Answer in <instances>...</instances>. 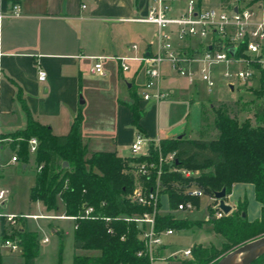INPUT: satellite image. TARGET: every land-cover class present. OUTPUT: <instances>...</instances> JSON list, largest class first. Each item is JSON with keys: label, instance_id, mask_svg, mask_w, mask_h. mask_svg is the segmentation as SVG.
Here are the masks:
<instances>
[{"label": "crops", "instance_id": "1", "mask_svg": "<svg viewBox=\"0 0 264 264\" xmlns=\"http://www.w3.org/2000/svg\"><path fill=\"white\" fill-rule=\"evenodd\" d=\"M152 1L0 0V12H6L12 4H16L21 13L18 18L6 17L0 23V49L3 54L0 135H10L25 127L26 116L20 103L22 100L33 120L48 127L55 136H66L75 118L81 116L80 133L89 153L110 152L120 158H132L131 145L139 134L151 143L176 139L198 140L202 134L205 138L213 136L211 140L216 139L218 132L215 118L211 115L208 121L210 112L205 106L200 111L197 127L189 129L192 113L197 107L204 105L198 99L200 83L191 85L172 71L168 64H164L153 93L161 92L165 98L144 101L143 91L148 81L146 63L128 61L129 71L121 69L122 59L149 58L159 51L157 28L133 21L147 15ZM186 2L180 0L181 6ZM199 3L203 7H209L205 5V0H200ZM233 3L235 0H230V4ZM242 4L251 5L250 0L242 1ZM198 43L197 40L176 41V47L180 51H190ZM133 46H137V50ZM97 62H101L105 74L102 77L92 73ZM40 70L46 74L43 82L38 80ZM225 87L222 81L219 82L216 94L224 91ZM133 94L140 99L142 118L139 125L142 132L133 125V115L129 109L134 103ZM216 94H208L211 96L210 101L215 99ZM195 135V138H191ZM8 140L0 145V161L4 166L10 165ZM17 165L22 173L27 172L28 164L22 165L19 162ZM33 184L34 174L27 189V199L29 206L35 205L40 213L29 211L17 214L37 216L36 219L25 220L26 227L19 225V230L27 229L35 234L39 248L40 244L47 245L50 239H57L62 246L67 238L72 237L73 249V222L59 218L65 216L58 215L63 210L61 204L58 213H48L41 203H30L29 193ZM3 186L6 185L2 184L0 188L7 189ZM9 194L10 197L12 191ZM169 200L167 194L162 195V214L172 213L176 219L189 222L202 221L194 216L204 204L207 205V200L200 201V209L192 213L172 212ZM226 203L233 207L232 212L240 204L247 203L246 216L250 223L261 217L262 207L256 200L253 185L235 184ZM7 205L8 200L2 209H6ZM196 229L198 228L195 226L175 231L173 237L165 240L162 253L170 255L202 245L199 243L184 248L177 240H173L178 234L194 233ZM215 237L218 246H207L220 250L225 241L216 234ZM44 239H47L46 243H43ZM18 253L22 257L21 251ZM16 254L1 252L0 264L3 258ZM38 256L39 251L34 264L37 263ZM22 259L25 264L23 257ZM181 260L182 256L179 255L174 264H180ZM259 264H264V258Z\"/></svg>", "mask_w": 264, "mask_h": 264}, {"label": "trees", "instance_id": "2", "mask_svg": "<svg viewBox=\"0 0 264 264\" xmlns=\"http://www.w3.org/2000/svg\"><path fill=\"white\" fill-rule=\"evenodd\" d=\"M200 1V0H199ZM245 1V0H241ZM258 0H250L254 4ZM225 6L230 0L225 1ZM256 97L247 105L253 113L251 119L240 123L225 111L215 112V128L218 137L207 140L202 134L198 140H166L161 142L164 156L176 153L178 165L167 164L162 177L170 201V210L175 211L188 198L179 194L172 184L195 182L206 194L216 195L222 191L229 196L235 184L253 185L257 202L261 205V217L250 223L247 220V203L240 204L235 212L221 220H212L216 235L225 243L216 248H193L192 260H181L180 264H218L229 252L249 242L264 237V72H261ZM134 103L129 106L133 115V125L142 132L139 121V97L132 95ZM26 116L25 127L10 135H0L2 140L10 139L9 151L16 154L22 165H27L30 155L27 141L36 138L38 148L32 156L36 166L34 184L30 189V203H41L48 213H58L61 204L65 216H77L83 207H93L103 220H80L73 235L74 256L72 264H150L147 257H138L144 250L139 238L140 229L135 223L115 220L121 217L142 215L148 210L132 204L127 197L137 186L152 190L155 177L150 181L136 176V167L158 158V151L151 147L149 158H120L115 153H89L80 133L81 116H77L66 136H55L51 130L33 120L30 112L20 100ZM64 163L67 165L63 167ZM175 163V162H174ZM39 168V170H38ZM175 169H185L192 175L190 180ZM198 206L199 200L191 199ZM245 214V217H244ZM25 220H19L16 227H10L5 220L0 221L2 239L16 241L20 246L25 264H34L39 245L35 234L27 229L19 230ZM197 226L196 222L178 220L172 213L157 217L156 229L183 231ZM111 232H108V230ZM79 251L90 255L80 256ZM264 256L253 264H259Z\"/></svg>", "mask_w": 264, "mask_h": 264}, {"label": "built area", "instance_id": "3", "mask_svg": "<svg viewBox=\"0 0 264 264\" xmlns=\"http://www.w3.org/2000/svg\"><path fill=\"white\" fill-rule=\"evenodd\" d=\"M20 8L12 4L8 11L0 12V23L6 17L18 18ZM136 23L153 25L157 28L159 51L149 58L122 59L121 69L129 71L128 61H142L147 65V84L143 91V100H161L165 98L161 92L153 93L161 78V68L168 64L172 71L179 77L187 80L191 85L204 83L207 92L213 93L219 82L230 90V87H245L257 81L261 72H264V7L254 8L252 5H244L241 0L235 3L215 7H203L198 0H187L182 7L180 0H153L148 13L143 18L133 20ZM197 40V47L190 51H180L176 47V41ZM1 45V34H0ZM137 46L133 49L137 50ZM235 49L232 54L231 50ZM3 54L0 49V85L3 81L2 70ZM97 76H104L101 62H97L92 69ZM46 74L38 72V80L43 82ZM10 141V140H8ZM4 142L0 138V145ZM155 147L159 155L157 160L147 161L136 167V176L146 178L148 181L155 177V187L152 190L145 186H137L127 199L135 205L147 209L142 215L116 218L128 223H135L140 229L139 238L144 244V250L138 253V257H147L150 264H174L179 257L182 260L193 258V249H187L164 255L165 240L175 235V230L166 229L158 232L156 229L157 217L162 214V191L165 189L162 181L164 168L167 164L176 161V153L164 156L161 152V142L151 143L143 135L139 134L131 145L132 158H149L151 147ZM38 148L36 138L27 141L28 154L33 156ZM16 154L10 158L9 164H18ZM1 167V166H0ZM39 170V168H38ZM184 178L190 180L192 173L177 170ZM174 188L186 198L190 199L182 203L174 212L192 213L200 208L191 199L199 201L207 200L208 217L206 222L221 220L226 215L220 209V200L214 195H208L195 182L186 184H172ZM9 191L0 188V209L8 200ZM227 204V203H226ZM37 216L14 215L0 213V221L3 219L10 227H16L19 220L36 219ZM61 219H69L73 222V230L78 228L80 220H103L110 222V218L102 217L93 207H83L77 216H61ZM108 232H111L109 229ZM47 239L43 240L46 243ZM16 254L20 252V246L16 241L2 239L0 235V251Z\"/></svg>", "mask_w": 264, "mask_h": 264}, {"label": "rangeland", "instance_id": "4", "mask_svg": "<svg viewBox=\"0 0 264 264\" xmlns=\"http://www.w3.org/2000/svg\"><path fill=\"white\" fill-rule=\"evenodd\" d=\"M182 2H186V0H182ZM206 4L209 7H222L224 4L223 0H205ZM221 3L222 6H219ZM252 7H264V0H258L254 4H251ZM258 88V81L252 82L245 87H236L235 92H231L227 87L224 88V91H219L216 94L215 99L210 101L211 96L208 95L206 91V86L204 83L199 84V96L198 99L200 102H203L204 105L197 107L196 111H194L191 115L190 119V130H193L197 127V124L200 122L201 110L205 106L206 109L210 112L208 113V121L211 118V115L215 118V112L218 110L225 111L231 118L236 119L240 123L245 120L251 119L254 121L253 113L249 110L247 105L256 99L254 95V90ZM219 96L217 97V95ZM213 96V95H212ZM198 101V102H199ZM210 101V102H209ZM202 104V103H201ZM213 109H212V108ZM213 110V112H212ZM216 133V131H215ZM195 136H191V138H195ZM216 136H214L215 138ZM218 137V133H217ZM207 140L213 139V136H208ZM10 140V139H9ZM108 140V139H107ZM11 141V140H10ZM9 157L13 154L8 153ZM0 186L5 184L7 190L12 191V195L8 199V205L6 209H0V213L6 214H14L17 215L19 213L25 214L30 211V213H40L37 208L32 205L29 206V202L27 199V189L31 185L33 181V174L36 173V166L33 161V158L28 160V170L27 172H21L19 166L17 164L4 166L0 161ZM183 171L189 172L185 169H181ZM192 173V172H191ZM194 176H198V173H192ZM249 203V202H248ZM164 201V205H165ZM63 210L59 212L58 215H62ZM166 215V214H164ZM202 221L196 222L197 228L196 232H188L186 234H178L173 238V240H177L179 245L184 248L194 246L196 244L198 247H202L204 249L215 248L214 246H218V241L214 234L213 225L209 223L204 227L202 222L208 217V206L206 204L203 205L200 212L194 216ZM206 222V221H205ZM26 227V225H24ZM199 229L201 231H199ZM213 244L214 246H207ZM204 245V246H203ZM5 251V250H4ZM3 250L0 251L4 252ZM77 255H90L89 252L79 251L76 253ZM73 249H72V237L67 238L63 245L60 246L57 239H50V242L47 245L40 244L39 248V256L37 258L36 264H71L73 260ZM192 260V259H189ZM2 264H23V259L20 256V253L9 257L3 258L1 261Z\"/></svg>", "mask_w": 264, "mask_h": 264}, {"label": "water", "instance_id": "5", "mask_svg": "<svg viewBox=\"0 0 264 264\" xmlns=\"http://www.w3.org/2000/svg\"><path fill=\"white\" fill-rule=\"evenodd\" d=\"M231 53L234 54L235 49H232ZM230 90L233 92L235 91V88L231 86ZM174 164L178 165L179 161H175V163L170 164V167H173ZM66 165L67 164L64 163L63 167H65ZM215 197L216 199L220 200V209L224 212L225 215H229L230 213H232L233 207L229 204H226L227 195L225 191L217 193ZM3 207H5V202L2 204V208ZM263 256L264 237H261L229 252L221 258L218 264H253Z\"/></svg>", "mask_w": 264, "mask_h": 264}]
</instances>
